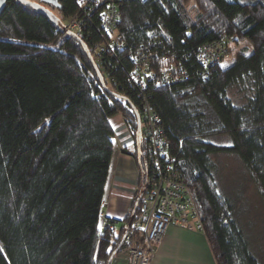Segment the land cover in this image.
<instances>
[{
	"label": "trees",
	"instance_id": "1",
	"mask_svg": "<svg viewBox=\"0 0 264 264\" xmlns=\"http://www.w3.org/2000/svg\"><path fill=\"white\" fill-rule=\"evenodd\" d=\"M112 2L122 45L101 61L99 47L109 34L100 14ZM60 3L53 11L63 21L80 18L77 34L107 86L121 95L103 88L77 39L46 15L7 0L0 12V264L108 263L131 214L117 232L102 228L116 152L110 119L120 114L135 139L129 101L141 111L143 99L128 73L137 51L155 40L189 74L171 84L150 83L146 94L216 262L264 264L239 224L235 202L219 189L214 158L239 157L264 201V0H92L87 18L77 0ZM245 41L252 52L225 65ZM209 43H221L225 53L208 67L197 55ZM215 135H227L229 144L211 142ZM141 147L143 166L144 136ZM134 149L136 157V141ZM143 176L142 167L140 181ZM141 192L139 182L134 205ZM140 211L139 205L133 221Z\"/></svg>",
	"mask_w": 264,
	"mask_h": 264
},
{
	"label": "built area",
	"instance_id": "2",
	"mask_svg": "<svg viewBox=\"0 0 264 264\" xmlns=\"http://www.w3.org/2000/svg\"><path fill=\"white\" fill-rule=\"evenodd\" d=\"M80 11L89 17L92 0H77ZM102 27L109 34L99 47L100 60L108 53L114 55L122 43L117 33L120 17L118 7L113 2L100 14ZM67 27L78 33L82 24L78 16L69 18ZM225 53L220 43L205 44L198 52V60L204 66L219 63ZM138 63L129 71V76L138 87L143 99L142 120L143 136L148 141V158L143 164L144 193L140 202L141 211L125 239L123 252L128 264H151L157 245L171 222L183 224L190 229L203 231L193 196L178 171L176 159L169 153L164 128L155 107L149 102L146 90L153 83L156 86L179 82L189 78L185 66L173 56H169L164 44L151 41L137 51ZM160 57L159 68L153 60ZM106 204V202H105ZM102 228L117 232L114 222L103 215Z\"/></svg>",
	"mask_w": 264,
	"mask_h": 264
},
{
	"label": "crops",
	"instance_id": "3",
	"mask_svg": "<svg viewBox=\"0 0 264 264\" xmlns=\"http://www.w3.org/2000/svg\"><path fill=\"white\" fill-rule=\"evenodd\" d=\"M117 141L106 189L104 217L115 222L120 230L134 207L140 182L137 158L127 151L134 137L120 114L110 119ZM126 149V150H125ZM130 151V150H129ZM110 264H128L123 251ZM151 264H217L207 236L203 231L171 222L157 245Z\"/></svg>",
	"mask_w": 264,
	"mask_h": 264
},
{
	"label": "rangeland",
	"instance_id": "4",
	"mask_svg": "<svg viewBox=\"0 0 264 264\" xmlns=\"http://www.w3.org/2000/svg\"><path fill=\"white\" fill-rule=\"evenodd\" d=\"M64 22L68 24L69 17L64 18ZM252 50L250 42L245 41L234 48L233 52L225 58L224 64H230L240 52L250 54ZM115 138L114 141L117 144ZM209 140L216 144H229L227 135H215L210 137ZM134 144L127 149L129 153H134ZM214 158L219 166L216 176L219 189L235 202L237 207L236 217L239 224L248 236L252 249L258 256L262 257L264 263V201L259 189L239 157L233 154L221 153L215 155ZM141 171L142 169L140 175ZM142 187L144 189V184Z\"/></svg>",
	"mask_w": 264,
	"mask_h": 264
},
{
	"label": "water",
	"instance_id": "5",
	"mask_svg": "<svg viewBox=\"0 0 264 264\" xmlns=\"http://www.w3.org/2000/svg\"><path fill=\"white\" fill-rule=\"evenodd\" d=\"M21 4H24L26 6H29L31 8H33L34 10H36L39 13H42L44 15H46L49 20L52 22V24L57 28L60 29L62 31H65L66 33H68L70 36L74 37L75 39H77L83 46L89 60L91 61L95 72L97 73L101 84L103 86V88L108 91V92H112L115 93L117 95H121L117 92L112 91L106 84L105 80H104V76L96 62V60L94 59L92 52L90 51L88 45L86 44V42L82 39L81 36H79L77 33H75L74 31H72L71 29H69L67 27V25L64 23V21L61 19V17L59 15H57L53 9H61L62 5L60 3V0H16ZM7 3V0H0V12L3 10V8L5 7ZM135 116H136V120H137V127H136V132H135V141H136V158L138 161V164L140 166V168L142 169V147H141V141H142V137H143V132H142V120H141V115H140V111L139 109L135 106V104L131 101H129ZM144 184V179L141 178L140 181V185L143 186ZM143 197V193L141 192L139 194V196L136 199L135 205L131 211L130 214V218L129 221L127 223L125 232L121 238L120 243L118 244L117 248L113 251V253L111 254L108 263L110 264L112 259L114 258V256L116 255V253L119 251V249L121 248L122 245H124L125 239L127 234L129 233L130 229H131V225L133 223L136 211L140 205V202L142 200Z\"/></svg>",
	"mask_w": 264,
	"mask_h": 264
}]
</instances>
